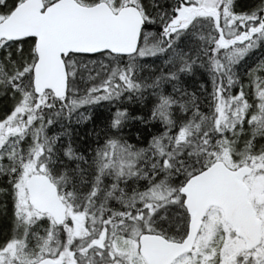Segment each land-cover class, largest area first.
I'll use <instances>...</instances> for the list:
<instances>
[{
  "label": "snow or ice",
  "instance_id": "obj_1",
  "mask_svg": "<svg viewBox=\"0 0 264 264\" xmlns=\"http://www.w3.org/2000/svg\"><path fill=\"white\" fill-rule=\"evenodd\" d=\"M0 264H264V0H0Z\"/></svg>",
  "mask_w": 264,
  "mask_h": 264
}]
</instances>
